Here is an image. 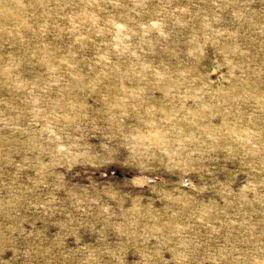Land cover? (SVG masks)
<instances>
[{"label": "rangeland", "instance_id": "obj_1", "mask_svg": "<svg viewBox=\"0 0 264 264\" xmlns=\"http://www.w3.org/2000/svg\"><path fill=\"white\" fill-rule=\"evenodd\" d=\"M0 264H264V0H0Z\"/></svg>", "mask_w": 264, "mask_h": 264}]
</instances>
